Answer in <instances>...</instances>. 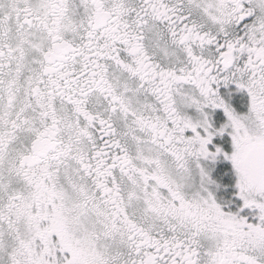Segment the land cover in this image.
I'll use <instances>...</instances> for the list:
<instances>
[{"label": "snow or ice", "instance_id": "6c2138e0", "mask_svg": "<svg viewBox=\"0 0 264 264\" xmlns=\"http://www.w3.org/2000/svg\"><path fill=\"white\" fill-rule=\"evenodd\" d=\"M0 264H264V0H0Z\"/></svg>", "mask_w": 264, "mask_h": 264}]
</instances>
